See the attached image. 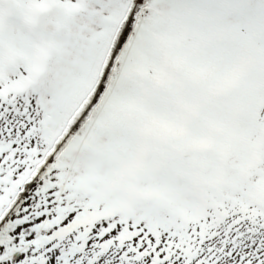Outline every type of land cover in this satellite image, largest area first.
Here are the masks:
<instances>
[{
    "label": "snow or ice",
    "instance_id": "6c2138e0",
    "mask_svg": "<svg viewBox=\"0 0 264 264\" xmlns=\"http://www.w3.org/2000/svg\"><path fill=\"white\" fill-rule=\"evenodd\" d=\"M0 264H264V0H0Z\"/></svg>",
    "mask_w": 264,
    "mask_h": 264
}]
</instances>
